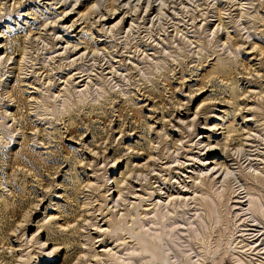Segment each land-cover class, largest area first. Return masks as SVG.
<instances>
[{
	"label": "rangeland",
	"instance_id": "rangeland-1",
	"mask_svg": "<svg viewBox=\"0 0 264 264\" xmlns=\"http://www.w3.org/2000/svg\"><path fill=\"white\" fill-rule=\"evenodd\" d=\"M53 252L264 264V0H0V264Z\"/></svg>",
	"mask_w": 264,
	"mask_h": 264
},
{
	"label": "bare ground",
	"instance_id": "bare-ground-1",
	"mask_svg": "<svg viewBox=\"0 0 264 264\" xmlns=\"http://www.w3.org/2000/svg\"><path fill=\"white\" fill-rule=\"evenodd\" d=\"M80 78V77H79ZM79 78H77V79H79ZM87 80V79H86ZM79 82H80V79H79ZM82 82V81H81ZM177 113H179L178 112V110L176 111ZM180 114V113H179ZM26 226V225H25ZM21 227H24L23 225H21ZM20 227V228H21ZM21 230V229H20ZM23 230H26V229H23ZM22 231V230H21ZM148 240H150L153 244L155 243L154 241H155V238H153V237H148ZM140 241H142V240H140ZM99 241H97V242H95V243H98ZM147 242V241H146ZM156 244V243H155ZM154 244V245H155ZM103 245V243L102 242H100V245L98 246V247H100V246H102ZM152 247H154V246H152ZM73 249H81V248H76V246H74L73 247ZM92 250V249H91ZM64 252V251H63ZM96 252V251H95ZM93 253H94V250H93ZM104 255V254H103ZM125 255V254H124ZM106 256L107 257H109L110 258V256H109V253L108 254H106ZM90 257H98L97 255L96 256H90ZM112 257V256H111ZM89 258V257H88ZM87 258V260H85L84 261V263H83V261H82V258L80 257V259H79V264H86V262L89 260ZM69 259H70V257L68 256V257H66V258H64V259H62V258H60V252H53V254H52V256L51 257H49V258H47V256H46V258L45 259H43V261H45V262H48L49 264H58L59 263V260L61 261V260H63V263H67L68 261H69ZM113 259V258H112ZM134 258H131V260H133ZM99 261H101V259H99V258H97L96 260H95V262L96 263H99ZM30 262V260L28 259V262L27 263H29Z\"/></svg>",
	"mask_w": 264,
	"mask_h": 264
}]
</instances>
